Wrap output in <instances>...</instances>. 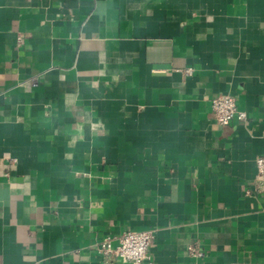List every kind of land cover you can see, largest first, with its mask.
I'll return each instance as SVG.
<instances>
[{"label":"crops","instance_id":"obj_1","mask_svg":"<svg viewBox=\"0 0 264 264\" xmlns=\"http://www.w3.org/2000/svg\"><path fill=\"white\" fill-rule=\"evenodd\" d=\"M258 156L264 0H0V264H264Z\"/></svg>","mask_w":264,"mask_h":264},{"label":"built area","instance_id":"obj_2","mask_svg":"<svg viewBox=\"0 0 264 264\" xmlns=\"http://www.w3.org/2000/svg\"><path fill=\"white\" fill-rule=\"evenodd\" d=\"M192 69L186 70L191 74ZM33 81V85L36 86ZM213 117L218 125H229L234 119L245 120L247 114L238 110L236 100L231 95H219L211 101ZM257 177H264V156L256 158ZM154 238L151 231H127L117 237H106L95 244V249L100 256L105 258L120 259L127 264H144L149 259V251ZM189 251L196 254V248Z\"/></svg>","mask_w":264,"mask_h":264}]
</instances>
